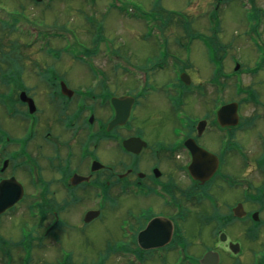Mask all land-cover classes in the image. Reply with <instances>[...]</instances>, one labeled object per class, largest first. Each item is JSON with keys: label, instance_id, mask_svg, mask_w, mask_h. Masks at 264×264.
Segmentation results:
<instances>
[{"label": "flooded vegetation", "instance_id": "af4514ba", "mask_svg": "<svg viewBox=\"0 0 264 264\" xmlns=\"http://www.w3.org/2000/svg\"><path fill=\"white\" fill-rule=\"evenodd\" d=\"M58 1L21 0L24 19L8 17L2 30L28 41L23 27L33 28L38 41L25 46L39 52L46 33L45 54L55 61L56 29L43 30L59 21L35 16ZM67 1L86 11L81 25L95 46H83L85 57L111 65L27 71L20 52L17 68L0 71V200L21 195L0 213V234L9 237L11 215L28 221L20 248L0 242V263L264 264V0H181L175 39L162 35L169 9L156 0L132 48L139 58L162 45L146 66L118 56L106 42L107 20L90 16L119 11L122 0ZM63 27L77 50L76 28ZM123 105L125 124L109 129ZM149 110L165 116L145 117ZM107 204L123 217L113 249L87 234L105 221Z\"/></svg>", "mask_w": 264, "mask_h": 264}, {"label": "rangeland", "instance_id": "374dc122", "mask_svg": "<svg viewBox=\"0 0 264 264\" xmlns=\"http://www.w3.org/2000/svg\"><path fill=\"white\" fill-rule=\"evenodd\" d=\"M166 3V8L175 11L177 14L176 16H179L178 19H181V0H164ZM61 2V3H60ZM66 2V3H64ZM123 4L125 5L124 8H128L127 4H133L136 6L134 9V13L132 15L128 14L127 12L122 11H115L113 9H110L112 11H103L99 12V14L91 12L90 16L92 19L97 20V24H101L99 21H105L107 20V26L105 28V35H106V42L111 47L120 48V50H116V53L118 56L126 55V57L134 56L132 48L134 42H138V37H140L141 32L143 34L146 33L147 28L144 26L145 19L153 18L154 13L152 15V11H150L152 5L156 2V0H122ZM79 6H76V5ZM21 5V0H0V22L2 24H6V18H16L17 20H23L25 15L23 9L19 6ZM68 6V7H67ZM30 10V9H29ZM44 10L45 14H44ZM31 12V14H30ZM37 12V11H35ZM82 12L86 14V11L84 9V6L82 4H79V1L75 2H68L67 0H59L58 2H55L53 4V7H42V13L38 16H35V18L41 17L42 19L48 20L47 26H52L53 21L57 20L59 21V24L54 27H48L44 29L43 31L49 30V28L56 29L57 33H63V26H72L76 28L77 32L80 35V43L78 44L81 48L80 50L72 49V46H69L68 42H73V46L75 44L74 39L71 37L68 41V36H59L60 39L55 38L54 42L57 49H61V47H65V43H67V53L69 54H62L63 50H55L52 51V56L55 58H59V60H52L46 54L42 51H45L43 48H46L47 44L43 43L45 41V38L43 37L42 42L40 43V49L41 52H39L38 48L36 49H27L25 46V43L27 41V37H22L19 34H12L9 32H4L0 23V71H6L8 68H14L18 67V58H13V56L21 57L20 54L24 53L23 55L25 58V65L27 68V71H39L37 70L36 64L41 65V71H52L50 67L46 66H53L55 67L56 71H90L89 66L86 65L82 60H85L83 54V50L86 51L83 46L90 48L89 46H95V44H92L91 34L89 32H85V28L82 27L81 21H82ZM27 14H30V16L35 15L33 11H27ZM38 14V12H37ZM169 17V16H165ZM177 17H174L170 15V18L167 19L168 23L165 26V30L162 35L170 36L171 39H175L178 37H181V26L174 22V19ZM33 19V18H31ZM140 19L141 22H140ZM74 20V21H73ZM115 23L117 27L115 26ZM159 22L154 21L153 24L155 26L158 25ZM66 24V25H63ZM151 24V23H149ZM92 30V29H91ZM51 31H49L50 33ZM26 34V33H25ZM46 34V33H43ZM142 34V35H143ZM158 33H154L155 38L153 37L154 41ZM32 37V36H31ZM62 39V40H61ZM78 39V41H79ZM32 40V39H31ZM31 40L29 39L27 43H30ZM160 41V38H159ZM51 42L52 39H51ZM54 45V43H53ZM162 45L158 43L156 47L149 46L146 49H144L143 52L140 53V57L135 59L139 60V65L146 66L148 63L153 62V59H147V55L152 52V50L156 51L158 48H160ZM74 48V47H73ZM49 50V49H48ZM21 52V53H20ZM202 52V51H200ZM20 53V54H19ZM82 53V54H81ZM62 54V56H61ZM200 55V53H199ZM9 56V57H8ZM82 60H78V59ZM84 58V59H83ZM147 59V60H146ZM193 57H191V60ZM88 60V59H86ZM146 60V61H144ZM106 61H104V57L100 56L98 59L92 58V63L95 65L99 70L96 69V71H100V67L105 66L106 69L111 64H105ZM12 65V66H11ZM14 65V66H13ZM95 71V70H94ZM137 71V70H136ZM68 76L71 79L72 86H76L78 84L75 82V77L72 75L71 72H68ZM169 76V75H168ZM167 76V77H168ZM31 80V79H30ZM28 81L29 84H33V80ZM89 81V80H88ZM86 83V82H82ZM81 83V84H82ZM124 84L127 83V81H123ZM127 86H130V84L127 83ZM124 89V88H122ZM160 110H165L164 106H161V108H158ZM191 110V109H190ZM191 112L194 114V111L191 110ZM166 114H168V109L166 107ZM145 117L147 116H154L156 121H159L163 119L165 116L164 113L160 112L159 116L155 115V111L152 112V110H149V112H146ZM142 116V113H141ZM171 126V125H170ZM168 126V128H170ZM107 209L105 210V215L103 216L105 218L104 222H97L87 229V234L90 235V240L96 245H102L106 244L108 241L114 240L115 233L119 232L120 222L119 218L122 219V215L117 213L112 206L109 204L106 205ZM24 212V207L21 206L20 208H17L15 212ZM26 217L20 216L18 214H14L10 216L9 219V237H3L0 234L1 244H5L4 248H11V251L16 249L18 246L20 248V245L22 244L21 238L19 236V226L22 225V227H25L26 225ZM117 218V222L115 220ZM63 232H69L67 228H64ZM6 233V232H5ZM27 233V231H26ZM14 239V240H13ZM69 244V241H68ZM109 244V249H113V245L115 244V241L107 243ZM111 244V245H110ZM106 246V245H104ZM3 250V249H2ZM14 259L19 260V249L14 253ZM26 257H24L25 259ZM44 258V257H43ZM2 264V263H0Z\"/></svg>", "mask_w": 264, "mask_h": 264}, {"label": "water", "instance_id": "95a60500", "mask_svg": "<svg viewBox=\"0 0 264 264\" xmlns=\"http://www.w3.org/2000/svg\"><path fill=\"white\" fill-rule=\"evenodd\" d=\"M129 106L128 105H123L122 106V111L121 113L117 115L115 122H113L112 124H110L109 127L113 126L114 124H124L127 117L129 116ZM193 159L195 158V149L194 146L192 144H189ZM194 164H195V160H193L192 165L190 170L192 171V173L194 172ZM2 191V185H0V195ZM21 198V195H19L17 197V195L11 194L9 199L6 200L5 202H2L0 200V213L4 212L6 209L12 207L16 202H18V200Z\"/></svg>", "mask_w": 264, "mask_h": 264}]
</instances>
